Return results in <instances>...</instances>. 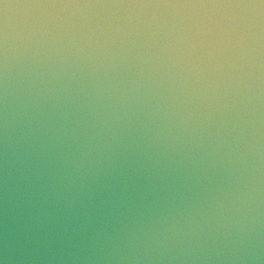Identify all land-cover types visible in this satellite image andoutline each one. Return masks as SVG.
I'll use <instances>...</instances> for the list:
<instances>
[{
    "label": "clouds",
    "instance_id": "1",
    "mask_svg": "<svg viewBox=\"0 0 264 264\" xmlns=\"http://www.w3.org/2000/svg\"><path fill=\"white\" fill-rule=\"evenodd\" d=\"M0 264H264V0H0Z\"/></svg>",
    "mask_w": 264,
    "mask_h": 264
}]
</instances>
